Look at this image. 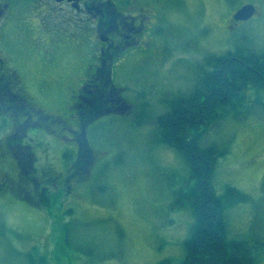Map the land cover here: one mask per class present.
<instances>
[{
  "label": "rangeland",
  "instance_id": "1",
  "mask_svg": "<svg viewBox=\"0 0 264 264\" xmlns=\"http://www.w3.org/2000/svg\"><path fill=\"white\" fill-rule=\"evenodd\" d=\"M153 1L163 16L153 44L146 52L127 53L114 79L124 87L131 109L124 115L106 113L90 123L87 141L93 157L84 172L71 169L75 159L62 154L66 142L52 138L47 155L54 170L66 175L65 182L51 192L47 204L17 200L0 205V264H29L30 258L36 264H160L166 259L175 264L183 257L192 213L186 203L177 209L171 204L189 167L177 151L155 145L154 117L165 110L166 99L191 88L206 53L236 44L264 47V0ZM248 2L255 4V15L233 22L235 9ZM70 15L63 30L68 43L55 55L50 50L56 37L44 43L43 57L30 48L19 27L29 16L13 12L6 27L16 64L27 74L35 96L53 112L56 102L66 108L73 75L82 69L85 50L91 49L86 26L78 35L81 42L72 43L81 26ZM213 132L215 141L230 149L216 163V192L231 184L251 197L225 210L228 235L264 238V204L258 201L264 196V110L256 108L243 120L229 118ZM69 221L74 234L81 231L95 238L93 246L84 247L91 253L75 249L77 243L84 246L79 239L64 243L63 225ZM116 223L123 230L120 239L113 230ZM254 256L253 264H264L263 248L254 250Z\"/></svg>",
  "mask_w": 264,
  "mask_h": 264
},
{
  "label": "flooded vegetation",
  "instance_id": "2",
  "mask_svg": "<svg viewBox=\"0 0 264 264\" xmlns=\"http://www.w3.org/2000/svg\"><path fill=\"white\" fill-rule=\"evenodd\" d=\"M159 7L153 0H0V205L23 200L41 206L63 185L66 175L54 170L47 155L52 138L66 142L62 154L75 159L71 169L90 163L88 127L99 114L124 115L131 109L124 87L114 79L131 51L146 52L152 46L163 17ZM13 12L16 17H30L19 27L41 57L47 53L44 43L51 38L56 37L52 55L68 43L63 30L69 12L81 26L72 43L81 42L82 27L90 31L91 49L83 51L82 69L73 75L75 86L71 84L66 108L56 102V112L50 110L16 64L14 47L6 37Z\"/></svg>",
  "mask_w": 264,
  "mask_h": 264
},
{
  "label": "trees",
  "instance_id": "3",
  "mask_svg": "<svg viewBox=\"0 0 264 264\" xmlns=\"http://www.w3.org/2000/svg\"><path fill=\"white\" fill-rule=\"evenodd\" d=\"M263 92L264 47L236 44L220 53H206L191 88L166 99L165 110L154 117L151 134L155 145L163 143L177 151L189 167L187 178L174 190L171 204L177 209L186 203L192 213L190 230L183 240L184 255L175 264H253L254 250L264 249V238L251 240L228 235L225 210L250 201L251 197L231 184H225L221 194L216 192V163L230 149L217 143L212 133L215 126L229 118L243 120L256 108L264 110ZM85 164L72 169L84 172L88 166ZM258 201L264 204V196ZM256 219L255 212L253 226ZM113 230L118 239L124 235L117 223ZM63 235L64 243L79 239L84 246L77 243L75 249L91 253V248L84 247L95 244L92 234H74L69 221L63 225ZM171 260L160 264H171ZM29 264L36 262L30 258Z\"/></svg>",
  "mask_w": 264,
  "mask_h": 264
},
{
  "label": "water",
  "instance_id": "4",
  "mask_svg": "<svg viewBox=\"0 0 264 264\" xmlns=\"http://www.w3.org/2000/svg\"><path fill=\"white\" fill-rule=\"evenodd\" d=\"M254 12H255V6L253 4H244L235 11L233 16L235 19L246 20L250 18L254 14Z\"/></svg>",
  "mask_w": 264,
  "mask_h": 264
}]
</instances>
